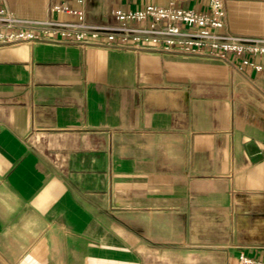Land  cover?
<instances>
[{"label": "crops", "instance_id": "obj_1", "mask_svg": "<svg viewBox=\"0 0 264 264\" xmlns=\"http://www.w3.org/2000/svg\"><path fill=\"white\" fill-rule=\"evenodd\" d=\"M56 1L89 24L147 4L209 10ZM224 2L232 33L264 36V0ZM5 5L51 18L49 0ZM248 73L200 54L0 44V264L264 261V73Z\"/></svg>", "mask_w": 264, "mask_h": 264}, {"label": "built area", "instance_id": "obj_2", "mask_svg": "<svg viewBox=\"0 0 264 264\" xmlns=\"http://www.w3.org/2000/svg\"><path fill=\"white\" fill-rule=\"evenodd\" d=\"M51 18L19 20L0 0V44L22 41L100 46L137 51L200 54L225 61L232 71L251 79L248 69L264 73V36L245 37L228 28L224 0H209L208 11L169 5L147 4L142 8L115 10L117 25L64 21L63 12L81 11L64 2L49 0ZM57 13L56 17L53 15ZM148 22L145 26L143 23ZM139 24V25H136ZM239 264H264L244 253Z\"/></svg>", "mask_w": 264, "mask_h": 264}]
</instances>
